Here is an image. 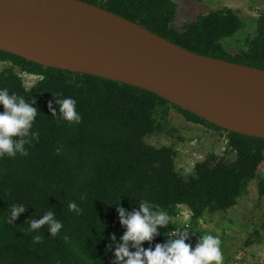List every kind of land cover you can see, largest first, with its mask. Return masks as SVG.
<instances>
[{
    "label": "trees",
    "instance_id": "obj_1",
    "mask_svg": "<svg viewBox=\"0 0 264 264\" xmlns=\"http://www.w3.org/2000/svg\"><path fill=\"white\" fill-rule=\"evenodd\" d=\"M82 1L192 52L264 70V9L256 35L246 40L245 49L232 54L223 40L243 29L244 22L229 7L199 14L178 29L174 26L178 15L174 0ZM0 62L7 64L0 70V88H8L10 95L16 93L37 109L29 136L12 137L13 141H29L23 145L27 156L18 151L14 157L6 154L0 158V264H123L114 254L126 230L118 207L128 214L147 202L151 211L159 206L169 213L174 223L158 226L153 240L143 242L144 248H154L179 238L170 234L183 222L178 219L182 207L190 211V227L181 226L187 231L185 243H198L201 235H214L201 229L204 215L227 213L248 193L251 181L257 180L259 198L264 197V177L259 174L264 164V138L228 131L131 84L46 67L2 50ZM20 72L34 75V84L25 86ZM57 95L77 101L81 123L59 119ZM173 109L187 121L226 137L225 153L208 154L187 176L176 168L175 145L155 146L146 140L177 131L169 120ZM36 132L39 135L33 137ZM70 202L76 203V211H69ZM14 204H22L25 210L10 224L5 223ZM47 211L64 224L57 236H51L48 225L28 231L31 222ZM260 231L255 234L257 241L264 236V219ZM35 235L42 237L40 243L33 242ZM65 236L70 238L69 244L64 242ZM252 242L247 239L245 243ZM129 250L135 251L131 246Z\"/></svg>",
    "mask_w": 264,
    "mask_h": 264
},
{
    "label": "water",
    "instance_id": "obj_2",
    "mask_svg": "<svg viewBox=\"0 0 264 264\" xmlns=\"http://www.w3.org/2000/svg\"><path fill=\"white\" fill-rule=\"evenodd\" d=\"M0 50L156 93L206 121L264 138V70L204 56L82 0H0Z\"/></svg>",
    "mask_w": 264,
    "mask_h": 264
},
{
    "label": "rangeland",
    "instance_id": "obj_3",
    "mask_svg": "<svg viewBox=\"0 0 264 264\" xmlns=\"http://www.w3.org/2000/svg\"><path fill=\"white\" fill-rule=\"evenodd\" d=\"M178 6V15L174 26L178 29L193 20L197 15L223 7L231 8L244 22V28L232 37L223 40L227 50L235 54L246 48V40L256 35L257 20L264 9L263 0H174ZM7 66L0 62V70ZM24 78V85L31 86L36 77L20 72ZM170 124L177 131L173 134L161 133L147 137V142L155 145H175L177 156L175 159L177 170L187 176L193 170L194 164L203 160L208 154L215 153L222 156L225 153L226 137L216 130L189 122L179 111L173 109L170 113ZM178 136L183 137L182 140ZM234 155H229L233 158ZM264 177V164L259 169ZM247 194L240 197L238 203L227 213L217 212L205 214L200 221L201 229L219 235L224 255V264H260L264 260V236L257 241L256 232L261 233V223L264 219V197L259 198L257 180L250 182ZM190 217L186 207L178 216L184 221ZM247 239L254 242L246 244ZM195 248L198 243L192 240L186 242Z\"/></svg>",
    "mask_w": 264,
    "mask_h": 264
},
{
    "label": "clouds",
    "instance_id": "obj_4",
    "mask_svg": "<svg viewBox=\"0 0 264 264\" xmlns=\"http://www.w3.org/2000/svg\"><path fill=\"white\" fill-rule=\"evenodd\" d=\"M42 79V78H41ZM56 103L59 105V111L63 121L68 123L79 124L82 121L80 113L77 111V101L72 97H62L57 95ZM35 104V100H32ZM0 105H3L4 111L0 112V158L6 154L14 157L16 152H21L27 156L23 145L29 143L24 139L13 141L12 137H27L29 130L37 117V109L26 103L23 97L16 93L9 94V89L0 88ZM52 109L51 102L49 103ZM33 137L39 133H33ZM69 211H76L75 202L68 205ZM21 204L11 206L10 217L5 223L10 224L19 213L24 211ZM118 215L121 225L125 226V231L120 237L122 243L115 248V258L122 261L123 264H224V255L221 247V239L219 235L203 234L200 236L199 242L195 248L185 243L187 239V231L181 226L190 227L189 216H185L180 226L172 230L171 236L179 238H170L166 243H157L154 248H144L143 242H151L155 235L158 234V226H167L174 223L173 218L167 211L157 206L156 211H151L147 202H142L139 210L126 214L123 207H118ZM49 226V232L52 237H56L59 230L64 224L54 218V213L47 211L39 220L32 221L30 230L41 229L43 226ZM64 242L70 243V238L65 236ZM113 241L116 237H111ZM42 237L40 235L33 236L34 243H40ZM131 248L135 251H130ZM127 258V259H125Z\"/></svg>",
    "mask_w": 264,
    "mask_h": 264
},
{
    "label": "built area",
    "instance_id": "obj_5",
    "mask_svg": "<svg viewBox=\"0 0 264 264\" xmlns=\"http://www.w3.org/2000/svg\"><path fill=\"white\" fill-rule=\"evenodd\" d=\"M24 73V72H23ZM27 74V73H26ZM21 75V74H20ZM31 75V74H30ZM22 76V75H21ZM32 76H34V75H32ZM23 77V76H22ZM24 79V78H23Z\"/></svg>",
    "mask_w": 264,
    "mask_h": 264
}]
</instances>
